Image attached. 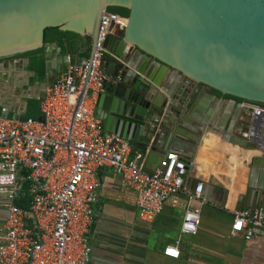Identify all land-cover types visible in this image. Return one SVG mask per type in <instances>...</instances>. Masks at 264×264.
I'll use <instances>...</instances> for the list:
<instances>
[{"label":"water","instance_id":"water-1","mask_svg":"<svg viewBox=\"0 0 264 264\" xmlns=\"http://www.w3.org/2000/svg\"><path fill=\"white\" fill-rule=\"evenodd\" d=\"M103 12L126 19L111 51L122 59L124 45L131 48L126 66L111 61L124 79L120 99L117 86L104 88L94 112L106 131L133 142L149 160L172 150L184 170L197 140L191 132L211 123L197 102L202 87L209 91L205 99L214 98L207 115L224 96L227 110L234 105L229 125L238 135L228 140L264 155V112L258 109L264 107V0H0V65L41 48L48 28L88 38L90 56ZM63 61L60 56L55 67L53 58H44V89L53 85ZM193 85L197 89L186 99ZM118 101L125 104L123 117L136 123L120 119L114 131L115 117L106 112L115 114Z\"/></svg>","mask_w":264,"mask_h":264},{"label":"built area","instance_id":"built-area-1","mask_svg":"<svg viewBox=\"0 0 264 264\" xmlns=\"http://www.w3.org/2000/svg\"><path fill=\"white\" fill-rule=\"evenodd\" d=\"M126 19L103 12L90 56L63 67L38 100L36 118L13 119L0 115V206L5 211L0 234V264H87V233L99 186L97 173L109 168L132 192L137 217L153 221L166 199L183 189L174 153L162 157L151 172L142 155L128 141L105 132L94 112L104 92L105 59L126 66L131 48L121 58L110 49L121 39ZM264 112V107L258 108ZM200 183L186 193L179 232L194 235L205 200ZM23 202L18 206L16 202ZM264 231V213L235 210L230 232L252 238ZM163 256L178 257L175 246Z\"/></svg>","mask_w":264,"mask_h":264},{"label":"crops","instance_id":"crops-1","mask_svg":"<svg viewBox=\"0 0 264 264\" xmlns=\"http://www.w3.org/2000/svg\"><path fill=\"white\" fill-rule=\"evenodd\" d=\"M42 56L43 59L53 58L56 67L62 55L56 43H50L43 44ZM3 60L0 65V113L13 119L38 116V100L44 88L41 82L34 80V72L28 69V59L7 57ZM103 70L107 80L114 79L113 83L105 82L104 88L117 86L114 89L117 95L112 93L110 96L119 98L125 89L120 71L107 59ZM196 89L195 85L189 88L186 99ZM201 90L197 102L204 105L203 117H211V123L201 132H191L197 140L189 154L191 159L186 169L180 172L183 189L166 199L161 213L153 221L147 223L138 219L134 196L119 176L109 168L98 170L99 186L87 233L90 247L87 264H264L262 229H255L252 238L247 241L241 234L230 232L233 211H250L255 204L254 210L261 209L264 213V196L255 197L259 190L264 189V155L258 150L251 153L228 140L238 135V130L229 125L234 105L227 110L228 99L217 95L220 99L207 115L214 98L205 99L203 94L209 91L202 87ZM29 101L36 102L35 109L29 107ZM124 109V102L118 101L113 107L115 114L106 112L115 117L114 131L120 119L133 122L123 117ZM101 122L104 129L105 121ZM129 144L133 152L142 155L145 171L151 172L158 166L163 154L154 155L149 160L145 154L132 148L133 142L129 141ZM168 153L175 154L172 150ZM253 158H257L254 163L251 162ZM197 183L202 185L201 197L205 200L199 225L194 235L181 234L179 226L187 204L186 193L192 191ZM4 216L5 211L0 206V234ZM168 246L176 247V259L163 256L162 251Z\"/></svg>","mask_w":264,"mask_h":264},{"label":"trees","instance_id":"trees-1","mask_svg":"<svg viewBox=\"0 0 264 264\" xmlns=\"http://www.w3.org/2000/svg\"><path fill=\"white\" fill-rule=\"evenodd\" d=\"M56 43L59 53L62 56H68L71 62H77L88 56L90 41L88 38H82L70 32L60 31L57 28H48L43 33V44ZM11 57H26L28 59V69L34 72V80L41 82L43 80L44 59L42 56V47L26 51ZM2 60V58H0ZM228 98V96H224ZM239 101V100H237ZM29 107L35 109L36 102L29 101ZM36 118L37 116H33ZM24 118H29L26 115ZM18 206H24L23 202H16Z\"/></svg>","mask_w":264,"mask_h":264},{"label":"bare ground","instance_id":"bare-ground-1","mask_svg":"<svg viewBox=\"0 0 264 264\" xmlns=\"http://www.w3.org/2000/svg\"><path fill=\"white\" fill-rule=\"evenodd\" d=\"M251 153H254L253 151H250Z\"/></svg>","mask_w":264,"mask_h":264}]
</instances>
